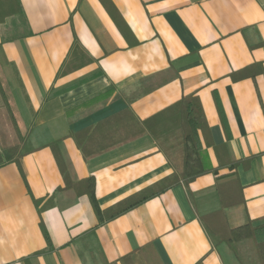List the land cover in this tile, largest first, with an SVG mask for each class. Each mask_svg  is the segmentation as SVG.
Wrapping results in <instances>:
<instances>
[{
	"label": "crops",
	"instance_id": "obj_1",
	"mask_svg": "<svg viewBox=\"0 0 264 264\" xmlns=\"http://www.w3.org/2000/svg\"><path fill=\"white\" fill-rule=\"evenodd\" d=\"M0 81V264H243L209 227L264 222V0H0ZM190 94L218 173L100 224L80 181L105 209L182 171L181 118L89 158L81 132ZM225 174L239 180L221 212Z\"/></svg>",
	"mask_w": 264,
	"mask_h": 264
},
{
	"label": "trees",
	"instance_id": "obj_2",
	"mask_svg": "<svg viewBox=\"0 0 264 264\" xmlns=\"http://www.w3.org/2000/svg\"><path fill=\"white\" fill-rule=\"evenodd\" d=\"M121 114L120 116L114 115L109 121L81 132L82 136L78 141L85 158L92 157L105 149L131 141L146 133L149 127L160 120L172 114H179L184 135V167L182 171H174L150 186L105 209H102L98 203L94 190V178L90 177L84 181H80L86 184V189L89 192L100 224L123 215L130 209L160 195L176 185H189L191 181L202 174L209 172L218 173L217 167L209 165L203 150L199 131L207 130L208 125L201 100L197 94L183 96L164 111L143 120L138 119L129 109L123 111ZM24 141L25 137L22 136L19 143L3 148L2 153L5 162H16L19 164ZM53 147L55 148V145ZM55 152L61 170L67 180L68 173L61 153L56 148ZM236 164L237 162L235 161L231 163L232 166H236ZM217 179V190L222 201L220 211L222 212L223 207L235 203L231 198V194L233 193H231L226 185H231L239 179L236 174H225L218 176ZM215 214H219V211ZM209 232L217 244L225 242L231 246L241 263H264V222L257 225L250 223L235 229L227 228L226 225L222 228L220 226L217 228L209 227ZM44 233L48 241L51 242L46 230Z\"/></svg>",
	"mask_w": 264,
	"mask_h": 264
}]
</instances>
